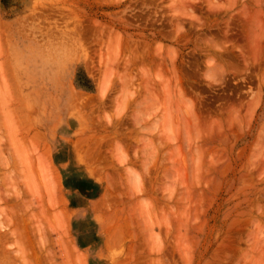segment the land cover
Returning <instances> with one entry per match:
<instances>
[{
	"label": "rangeland",
	"instance_id": "374dc122",
	"mask_svg": "<svg viewBox=\"0 0 264 264\" xmlns=\"http://www.w3.org/2000/svg\"><path fill=\"white\" fill-rule=\"evenodd\" d=\"M0 207V264H264V0H0Z\"/></svg>",
	"mask_w": 264,
	"mask_h": 264
},
{
	"label": "clouds",
	"instance_id": "9594fccd",
	"mask_svg": "<svg viewBox=\"0 0 264 264\" xmlns=\"http://www.w3.org/2000/svg\"><path fill=\"white\" fill-rule=\"evenodd\" d=\"M86 214H87V212H85L83 214H78V217L83 218Z\"/></svg>",
	"mask_w": 264,
	"mask_h": 264
},
{
	"label": "bare ground",
	"instance_id": "6f19581e",
	"mask_svg": "<svg viewBox=\"0 0 264 264\" xmlns=\"http://www.w3.org/2000/svg\"><path fill=\"white\" fill-rule=\"evenodd\" d=\"M187 4V3H186ZM249 14V13H248ZM256 42V41H255ZM213 60V59H212ZM216 65V64H215ZM18 200V199H17ZM22 207V206H21ZM1 208V207H0ZM24 208V207H23ZM28 208V207H27ZM22 236V235H21ZM19 248V247H18Z\"/></svg>",
	"mask_w": 264,
	"mask_h": 264
}]
</instances>
